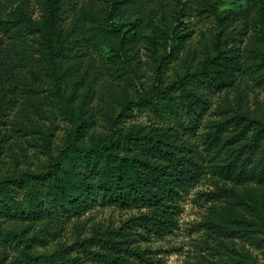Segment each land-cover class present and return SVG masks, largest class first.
<instances>
[{"label": "trees", "instance_id": "obj_1", "mask_svg": "<svg viewBox=\"0 0 264 264\" xmlns=\"http://www.w3.org/2000/svg\"><path fill=\"white\" fill-rule=\"evenodd\" d=\"M87 1L92 24L113 25L106 54L127 93L122 104L103 96L116 90L105 80L90 86L83 109L74 106L75 78L102 73L88 57L95 27L79 18L80 0H39L38 16L24 2L0 17V264H163L137 237L177 230L185 195L206 181L199 198L225 203L208 223L227 228L228 213L263 245L264 104L252 109L243 87L264 90V30L244 49L229 44L248 32L246 21L264 23V0H247L242 13L189 1L180 12L202 25L197 46L196 31L169 21L147 60L132 25L114 19L168 0ZM13 134L24 143L6 145ZM97 206L136 214L87 234L82 217Z\"/></svg>", "mask_w": 264, "mask_h": 264}, {"label": "rangeland", "instance_id": "obj_2", "mask_svg": "<svg viewBox=\"0 0 264 264\" xmlns=\"http://www.w3.org/2000/svg\"><path fill=\"white\" fill-rule=\"evenodd\" d=\"M192 0H180V3L174 0H168L165 2L166 7L160 8L156 4L151 3L152 12L148 13L141 7L139 14H129L115 18L117 23L129 22L131 29L130 32H134L135 37L140 48V57L143 60H147L146 55L153 47V42L162 37L161 30L167 28V22H172L174 26L183 24L189 26L194 31V46H197V42L200 38L197 33L198 28L202 25L194 18L187 15H181L180 8H184V5H189ZM218 3L220 9H230L236 13H242L249 9L250 2L247 0H214ZM29 2L30 10H32L35 16H38L41 12V6L39 0H0V17L6 18L8 14L15 11L22 3ZM82 7H80V19L87 21L95 31L91 39V49L88 57L95 62V68L97 71H101V76L92 74L89 78L78 76L75 78V87H79L77 90L76 102L74 106L76 109H83L86 106V100L88 99V89L90 86L93 88H101L105 80L113 83L116 86L115 92L110 93L108 90H102V94L106 97L109 103L122 104L127 93L122 92V89L118 88L115 71L111 70L112 65L109 62L106 54V47L114 40L115 36L112 33V23L109 19H104L100 22L101 26L91 23V18L94 16L95 9L92 8V4L87 0H80ZM158 2V0H156ZM188 7V6H186ZM98 10V8L96 9ZM178 19V21H177ZM242 22H245L242 19ZM239 26H243L241 21L237 22ZM248 26V32L244 35L237 37L236 41L229 44H235L241 49H244L248 40L252 36L262 35L264 30V23L256 21V19H250L246 21ZM127 28V27H126ZM160 29V31L158 30ZM243 29V28H242ZM155 39V40H154ZM242 40V41H239ZM154 40V41H153ZM117 67V66H116ZM115 67V68H116ZM114 68V67H113ZM114 73V76L110 75ZM105 74V75H104ZM98 77V78H97ZM91 80V81H90ZM96 80V81H95ZM246 96L245 100L249 103L252 109L262 106L264 104V90L259 88L248 89L243 87ZM118 90V92H117ZM225 92L219 93L215 97L214 105L209 111L212 114L213 110L217 107V98L225 97ZM231 100L239 97V94L231 90L228 94ZM99 97L96 96L91 106H94ZM207 116V117H208ZM141 120H146L147 116L141 114ZM19 140L21 144L24 143L23 138L16 137L13 134L11 140H8L6 145ZM34 149H30L31 159L35 156ZM30 164V165H29ZM29 166L33 165L28 163ZM210 188V183L206 181L203 184L197 185L191 189L181 202V212L178 216L179 227L173 233L167 235L164 238L149 237L148 240H144L141 237L138 238L137 244L143 247H150L157 250V256L162 258L163 264H250L256 262L257 264H264V244L259 245L252 240L243 237L242 232L245 234L255 230L254 227L244 224L243 221H231L228 213H224L227 219V228L215 227L213 224L208 223L210 219V209L213 208L211 201H205L199 198L198 192L207 190ZM225 203H221L220 207ZM236 208H243L237 206ZM136 214L135 211L119 209L108 206H97L86 215L82 217V221L85 223V231L87 234L90 232V228L93 224H100L103 226L120 227L130 216Z\"/></svg>", "mask_w": 264, "mask_h": 264}]
</instances>
